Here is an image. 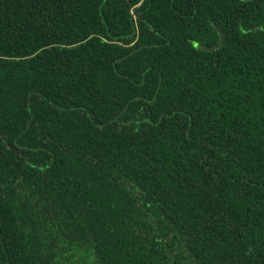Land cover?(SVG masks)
<instances>
[{
	"label": "trees",
	"instance_id": "1",
	"mask_svg": "<svg viewBox=\"0 0 264 264\" xmlns=\"http://www.w3.org/2000/svg\"><path fill=\"white\" fill-rule=\"evenodd\" d=\"M0 264H264V0H0Z\"/></svg>",
	"mask_w": 264,
	"mask_h": 264
},
{
	"label": "water",
	"instance_id": "2",
	"mask_svg": "<svg viewBox=\"0 0 264 264\" xmlns=\"http://www.w3.org/2000/svg\"><path fill=\"white\" fill-rule=\"evenodd\" d=\"M222 44H223V38L221 37L220 42H219L218 45H216L214 47H204V50L205 51H209V52H213V51H215L217 49H220Z\"/></svg>",
	"mask_w": 264,
	"mask_h": 264
}]
</instances>
